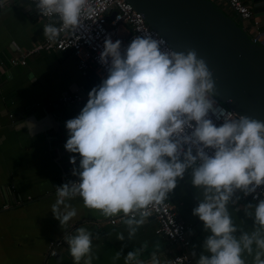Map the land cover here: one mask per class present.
Listing matches in <instances>:
<instances>
[{
  "label": "clouds",
  "instance_id": "obj_1",
  "mask_svg": "<svg viewBox=\"0 0 264 264\" xmlns=\"http://www.w3.org/2000/svg\"><path fill=\"white\" fill-rule=\"evenodd\" d=\"M6 3L0 0V8ZM33 3L38 15L49 18L43 31L53 44L80 26L82 14L94 11L90 0ZM99 62L106 66V78L89 91L79 114L66 121L69 138L64 147L80 159L77 167L76 156L70 157L72 175L78 179L57 186L51 205L61 229L77 217L69 202L80 197L85 208L105 217L122 213L132 241L151 216L150 209L165 202L177 179L191 169V182L200 190L192 214L210 232L203 242L208 254H201L196 264H247L245 256L252 257V264H264V199L255 195L258 203L245 206L254 228L239 237L228 210L237 190L247 196L264 186V121L230 115L214 98L215 81L206 61L194 49L177 52L152 33L134 36L123 51L121 40L106 38ZM210 112L217 120L223 118L220 126L209 118ZM21 126L33 127L23 121ZM63 239L74 264L98 259L87 228L67 232ZM117 240L124 241V234L118 233ZM147 247L144 243L128 252L124 264H160L158 251L149 261L139 258ZM120 258L118 251L114 264Z\"/></svg>",
  "mask_w": 264,
  "mask_h": 264
},
{
  "label": "crops",
  "instance_id": "obj_2",
  "mask_svg": "<svg viewBox=\"0 0 264 264\" xmlns=\"http://www.w3.org/2000/svg\"><path fill=\"white\" fill-rule=\"evenodd\" d=\"M243 23L250 33L264 39V12L253 11V19ZM43 29V20L29 0H7L0 8V264H42L45 260L48 264H74L68 246L55 258L47 256L50 239L72 227L73 233L81 227L92 232V252L98 257L92 264H114L113 257L118 251L121 258L115 264H124L128 252L144 243L148 247L140 255L141 260L151 259V253L158 251L159 260L166 261L173 247L154 233L153 219H148L129 241L123 223L110 224V217L85 208L80 197L69 202L78 214L66 229H61L53 217L51 205L56 199L57 186L78 179L72 175L70 157L76 156L78 167L79 154L69 153L64 147L69 138L66 121L79 114L87 103L89 91L98 85L91 78V71L84 75L78 69L70 52L52 47L27 55L24 65L10 63V59L19 58L22 52L43 40ZM73 91H78L83 100L64 103V94ZM9 113L13 115L11 118ZM21 121L33 127H22ZM191 180L188 169L183 179H177V186L167 198L177 215L190 226L189 254L196 264L201 254H208L203 242L210 232L192 214L198 206L200 190ZM233 200L236 202H230L228 210L238 228L234 235L239 237L243 231L254 228V219L245 214V206L258 202L243 200L238 191ZM5 204L9 207H4ZM118 233L124 234V241L117 240ZM245 258L247 264H252V257Z\"/></svg>",
  "mask_w": 264,
  "mask_h": 264
},
{
  "label": "water",
  "instance_id": "obj_3",
  "mask_svg": "<svg viewBox=\"0 0 264 264\" xmlns=\"http://www.w3.org/2000/svg\"><path fill=\"white\" fill-rule=\"evenodd\" d=\"M126 1L177 52L194 49L206 61L214 96L228 109L264 121V39L214 0ZM250 3L254 13L264 12V0Z\"/></svg>",
  "mask_w": 264,
  "mask_h": 264
},
{
  "label": "built area",
  "instance_id": "obj_4",
  "mask_svg": "<svg viewBox=\"0 0 264 264\" xmlns=\"http://www.w3.org/2000/svg\"><path fill=\"white\" fill-rule=\"evenodd\" d=\"M29 1L33 3V0ZM218 2L221 7L231 13L238 21L245 22L253 19V6L250 0H218ZM90 3L94 8L93 13L91 15L82 14L81 24L76 30L62 33L54 44L49 42L44 36L41 42L37 41L32 49L22 52L19 58L10 59V63L12 65L19 63L24 65L27 55L38 52L44 47H52L54 50L61 52L69 51L75 57L78 69L84 75L91 71L101 83L102 79L107 76L106 66L101 65L99 62V56L103 51L106 38H111L113 42L118 39L121 40L122 51L130 44L134 36H142L146 32L152 33L154 38L155 35L162 37L170 45L164 36L148 25L141 12L135 10L128 1L90 0ZM40 17L44 25L50 22L49 18ZM256 32L259 33L258 30ZM82 100L83 96L78 91L66 93L62 97V101L66 104H76ZM217 104L225 108L230 115L236 114L239 116L238 113L228 109L224 104L218 101ZM8 116L11 118L13 115L9 113ZM209 118L217 126L223 123V118L217 120L211 112L209 113ZM187 132L190 134L191 129H188ZM207 151L210 155L212 154L211 150ZM193 154H195V150H193ZM237 191L243 200L258 202V200L253 199L255 195H259L260 198L264 199V186L257 188L256 193L247 196L243 192ZM4 207H9V205L5 204ZM150 210L151 216L148 218L155 221L154 233L164 237L173 247L171 256L166 261H160V264H195L189 254L191 246L190 226L177 215L173 203L167 198L165 202L152 207ZM122 215L121 213L120 216ZM120 216L110 217L108 222L110 224L122 223ZM73 228L58 237L50 239L47 246L48 258L57 257L59 248L67 244L63 239V235L67 232L73 233ZM42 264H48V262L45 260Z\"/></svg>",
  "mask_w": 264,
  "mask_h": 264
},
{
  "label": "trees",
  "instance_id": "obj_5",
  "mask_svg": "<svg viewBox=\"0 0 264 264\" xmlns=\"http://www.w3.org/2000/svg\"><path fill=\"white\" fill-rule=\"evenodd\" d=\"M67 52H69V51H67ZM91 73H92V72H91ZM91 78H93L94 81L97 82L96 85H99V83H100V82H99V79H98L93 73L91 74ZM214 98H215L216 101L222 103V102H221L216 96H214ZM222 104H223V103H222Z\"/></svg>",
  "mask_w": 264,
  "mask_h": 264
},
{
  "label": "rangeland",
  "instance_id": "obj_6",
  "mask_svg": "<svg viewBox=\"0 0 264 264\" xmlns=\"http://www.w3.org/2000/svg\"><path fill=\"white\" fill-rule=\"evenodd\" d=\"M238 197V196H237Z\"/></svg>",
  "mask_w": 264,
  "mask_h": 264
}]
</instances>
